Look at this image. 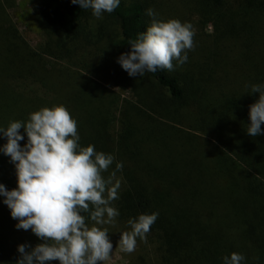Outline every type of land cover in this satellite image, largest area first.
Segmentation results:
<instances>
[{
  "label": "trees",
  "instance_id": "trees-1",
  "mask_svg": "<svg viewBox=\"0 0 264 264\" xmlns=\"http://www.w3.org/2000/svg\"><path fill=\"white\" fill-rule=\"evenodd\" d=\"M17 5L0 0V127L62 104L81 146L114 156L105 177L122 162L119 215L101 226L113 245L129 219L158 214L128 264H224L232 252L244 255L241 264H264V124L256 137L246 131L260 95L251 87H264V0H121L102 18L71 0H35V45L11 15ZM148 8L156 19L191 23L195 47L173 71L132 77L118 57L150 25ZM96 19L104 34L91 40ZM6 142L0 133V147ZM0 183L17 187L3 152ZM3 201L0 264H16L20 244L42 241L16 228Z\"/></svg>",
  "mask_w": 264,
  "mask_h": 264
},
{
  "label": "clouds",
  "instance_id": "clouds-1",
  "mask_svg": "<svg viewBox=\"0 0 264 264\" xmlns=\"http://www.w3.org/2000/svg\"><path fill=\"white\" fill-rule=\"evenodd\" d=\"M120 2L71 0L82 9H91L96 18L112 13ZM146 14L152 17L150 25L128 42L131 50L118 57V63L132 77L158 69L173 71L188 60L187 51L195 47L191 23L156 19L152 8L146 9ZM256 92L259 99L249 106L246 130L252 137L262 134L264 124V87L252 85L249 93ZM0 133L7 138L0 152L10 157L17 177V187L11 190L0 183L3 203L18 221L17 229L31 230L42 241L34 247L20 244L16 264H107L113 243L107 228L101 226L114 224L119 215L112 202L119 198L117 172L122 170V162H116L105 177L114 156L97 151L94 145L81 146L77 121L62 104L33 111L26 121H10L6 128L0 127ZM25 133L27 140L21 145ZM157 216L140 214L129 219L130 230L121 232L118 241L120 251L134 252L138 237L146 241ZM244 259V255L232 252L223 262L241 264Z\"/></svg>",
  "mask_w": 264,
  "mask_h": 264
},
{
  "label": "rangeland",
  "instance_id": "rangeland-1",
  "mask_svg": "<svg viewBox=\"0 0 264 264\" xmlns=\"http://www.w3.org/2000/svg\"><path fill=\"white\" fill-rule=\"evenodd\" d=\"M35 0H17V7L11 11V15L16 22L17 26L27 38V40L35 45L42 38V34L40 30L36 27L34 19L31 17V5ZM100 23L99 19L93 21V31L91 40H96L99 34H104L102 30H99L97 27ZM103 23V22H102ZM102 25V24H101ZM114 26L110 28L113 29ZM206 31L209 32L211 30L210 26L206 27ZM97 29L99 32H97ZM114 89L122 96V97H131L130 88H119L115 86ZM53 264V261L51 262ZM107 264H128L127 253L120 251L118 248V242L113 245V253Z\"/></svg>",
  "mask_w": 264,
  "mask_h": 264
}]
</instances>
